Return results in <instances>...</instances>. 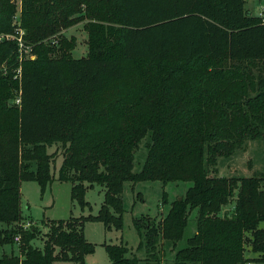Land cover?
<instances>
[{
	"label": "trees",
	"instance_id": "16d2710c",
	"mask_svg": "<svg viewBox=\"0 0 264 264\" xmlns=\"http://www.w3.org/2000/svg\"><path fill=\"white\" fill-rule=\"evenodd\" d=\"M19 2L24 43L36 56L19 61L14 40L0 44V246L18 250L0 264H84L94 251L87 218L48 221L42 248L31 242L34 228L20 225V184L51 183L52 145L62 149L57 180L70 182L81 206L88 187L104 188L88 219L107 230L122 227L125 182H191L163 217L134 219L144 264H160L167 245L170 264H264V172L210 175L219 157L264 140L261 17L245 0ZM15 13V0H0V33L14 30ZM84 20L87 51L75 58V40L54 35ZM18 89L19 105L8 106ZM192 211L194 231L180 244ZM105 248L109 264H139L126 243Z\"/></svg>",
	"mask_w": 264,
	"mask_h": 264
},
{
	"label": "rangeland",
	"instance_id": "374dc122",
	"mask_svg": "<svg viewBox=\"0 0 264 264\" xmlns=\"http://www.w3.org/2000/svg\"><path fill=\"white\" fill-rule=\"evenodd\" d=\"M19 1L15 0V16L20 22ZM262 7H264V0H245V9L251 16L260 17L259 12ZM13 21L15 22V19ZM85 22V20L78 22L54 35L56 37L62 35L67 39L73 38L75 40V46L72 50V56L75 58L86 55L87 33L83 29ZM50 44H55L57 45L56 47L59 45L58 40L55 39L50 40ZM51 55L54 56V54ZM29 56L31 59H34L36 55L32 50L22 54V57ZM7 104L11 106L12 100H8ZM146 141L147 138L143 139L134 153L133 171H139L143 165L147 153L145 147ZM46 151L48 154L55 153L56 151L50 163L51 183L48 182L42 187L38 181L28 179L23 180L20 184V213L22 217L20 225L26 229L34 228L35 237L31 241L32 244L37 248H42L48 221L65 220L69 217H83L87 218L83 223L84 238L94 247V251L91 254L84 256V264H109V257L105 246L108 244H118L119 242L126 243L133 254L140 259L139 264H144L143 258L145 253L144 249L140 246L141 238L134 227V219L142 215H148L157 220L163 217L168 211L170 203L175 199H179V197L181 198L188 186L191 185V182L175 181L164 183L158 180L139 181L136 183L125 182L122 189V207L124 210L121 217L122 227L121 229L112 227L107 230L100 220L88 219L89 216H96L98 214L103 202L104 188L99 184L88 187L84 194V201L87 204L81 206L78 200L71 197L70 182L57 180L58 168L63 160L62 149L52 145L47 147ZM32 167L34 168V164H32ZM254 172H264V140H249L246 142L244 149L235 151L229 157H219L210 175L241 177L250 176ZM163 196H165V202L162 201ZM229 206L222 213L229 211ZM193 218L194 211L190 215L184 237L180 244L184 243V239L193 233L195 224ZM260 226L264 227V221L260 223ZM169 247L167 245L161 252L160 264H170L172 262L173 252L169 251ZM12 251L18 253L16 244L0 246V256L10 254ZM246 256L251 257L253 253L248 251ZM54 264L81 263L73 260L59 259Z\"/></svg>",
	"mask_w": 264,
	"mask_h": 264
},
{
	"label": "built area",
	"instance_id": "2783aa9c",
	"mask_svg": "<svg viewBox=\"0 0 264 264\" xmlns=\"http://www.w3.org/2000/svg\"><path fill=\"white\" fill-rule=\"evenodd\" d=\"M259 15L261 17L262 22H264V7L261 8ZM14 19H15V22H14L13 32L12 33H0V44L6 40H14L17 44L18 60L20 61L22 59V54L28 52L29 48L24 43V39H23L24 32L19 25V19L16 16H14ZM0 71H2V74L6 73V70L3 64L0 65ZM13 79L15 80L20 79V67L13 69ZM20 93H21L20 89L16 90V94L14 98L12 99L13 104L19 105ZM27 224L29 225V223ZM15 239L18 240V237H16Z\"/></svg>",
	"mask_w": 264,
	"mask_h": 264
},
{
	"label": "water",
	"instance_id": "95a60500",
	"mask_svg": "<svg viewBox=\"0 0 264 264\" xmlns=\"http://www.w3.org/2000/svg\"><path fill=\"white\" fill-rule=\"evenodd\" d=\"M179 199H180V197H179Z\"/></svg>",
	"mask_w": 264,
	"mask_h": 264
}]
</instances>
